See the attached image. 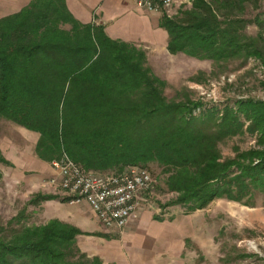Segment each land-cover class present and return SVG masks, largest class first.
Returning a JSON list of instances; mask_svg holds the SVG:
<instances>
[{
	"label": "trees",
	"instance_id": "1",
	"mask_svg": "<svg viewBox=\"0 0 264 264\" xmlns=\"http://www.w3.org/2000/svg\"><path fill=\"white\" fill-rule=\"evenodd\" d=\"M189 1L172 18L162 12L169 51L215 62L254 56L264 63L262 0ZM252 25L259 28L254 35L247 32ZM164 88L144 49L112 38L102 23L80 21L67 0H30L0 17V117L39 133L41 159L67 153L87 171L140 167L151 176L148 164L157 163L167 190L177 193L166 205L189 212L216 198L241 201L264 191V151L236 148L237 156L223 158L218 149L244 132L241 115L264 143V101L239 100L221 117L215 108L196 116L186 102L168 100ZM255 158L260 161L253 164ZM0 163L14 166L1 151ZM52 197L39 193L27 205L39 210ZM27 205L0 218V264H104L80 249L77 226L58 218L27 223Z\"/></svg>",
	"mask_w": 264,
	"mask_h": 264
},
{
	"label": "rangeland",
	"instance_id": "2",
	"mask_svg": "<svg viewBox=\"0 0 264 264\" xmlns=\"http://www.w3.org/2000/svg\"><path fill=\"white\" fill-rule=\"evenodd\" d=\"M29 1L0 0V17L19 11ZM184 4L189 5L190 1L175 0L173 7L167 10L168 16L174 17ZM260 10H264V0ZM258 30L256 25H252L247 32L254 35ZM130 43L145 50L147 65L165 81L164 93L168 100L186 102L187 106L192 107V115L199 116L202 112L215 108L221 117L225 107L237 109L239 100L264 101V63L260 58L237 56L215 62L211 59H199L184 52L172 53L168 45L166 48L152 49L143 44ZM241 117L244 121V132L229 136L218 144L223 158L237 156L236 148L243 151L253 149L264 151V143L260 142L259 132L249 130L251 120L242 115ZM16 126L17 123L0 117V135H7L12 140L23 142L25 137L18 132ZM36 143L33 147L34 153ZM259 161L260 159L255 158L253 164ZM47 162L52 166L53 161ZM7 167L8 165L4 164L0 166L3 173L0 179V218L3 221L16 215L33 196L40 193L53 197L42 201L47 203L46 207L41 206L42 212V209L27 205L31 212L27 223H44L48 218L50 220L57 218L53 216H59L61 219H58L77 226L74 220L77 223L79 215L70 213L69 207L59 204L66 202L64 198L67 196L59 185L43 187L38 182V175L31 177L30 184H24L18 179V174H15L17 172L14 169L8 171ZM148 168L152 176H156L157 182L154 189L151 186L144 191L143 196L140 195L145 199L143 204L149 207L154 217H158L165 226L173 228L178 233L176 240L183 242L181 248L176 251L174 263L172 261L168 264H264V191L255 190L253 197L246 195L241 201L225 197L216 198L206 207L189 212L181 205H166L176 198L177 193L167 190L165 184L167 174L162 167L157 163H150ZM54 176L57 177L55 170ZM148 191H152L153 198L145 195ZM94 216V219L90 215L88 219L82 217L81 226L79 224L77 226L82 230V233L77 235L78 246L90 258L95 255L91 256L83 250L79 243L81 238L89 240L105 232L109 237H116L118 234L107 229L95 212Z\"/></svg>",
	"mask_w": 264,
	"mask_h": 264
},
{
	"label": "crops",
	"instance_id": "3",
	"mask_svg": "<svg viewBox=\"0 0 264 264\" xmlns=\"http://www.w3.org/2000/svg\"><path fill=\"white\" fill-rule=\"evenodd\" d=\"M67 4L80 21L104 24L112 38L143 44L152 49L166 48L168 45L169 34L160 26L162 12L143 10L136 5L135 0H67ZM16 129L25 137L23 142L12 140L7 135H0V151L14 163V166H8L6 169L8 171L14 169L18 179L24 184H30L31 177L38 175L40 185L53 187L48 182L54 172L51 164L34 153L33 147L39 139V133L19 125ZM143 203H140L136 214L130 218L124 232L116 234V237H109L106 232L101 236H92L93 238L89 240L80 237V246L89 255L100 256L105 264H168L172 261L174 263L176 251L181 248L183 242L176 240L178 233L173 228L165 226L161 219L154 217L149 207ZM46 204L42 203L39 210L46 207ZM59 204L69 207L70 213L79 215L77 223L74 220L77 226H81L82 217L85 219H88V215L92 219L95 217L86 202ZM53 217L61 219L59 216Z\"/></svg>",
	"mask_w": 264,
	"mask_h": 264
},
{
	"label": "built area",
	"instance_id": "4",
	"mask_svg": "<svg viewBox=\"0 0 264 264\" xmlns=\"http://www.w3.org/2000/svg\"><path fill=\"white\" fill-rule=\"evenodd\" d=\"M135 1L139 8L150 12H163L175 4V0ZM52 166L57 177L48 182L59 185L69 202L88 203L100 222L118 233L124 232L140 203L145 201L140 195L143 196L144 191L152 186L151 174L140 167H131L120 174H100L85 170L67 153L53 160Z\"/></svg>",
	"mask_w": 264,
	"mask_h": 264
}]
</instances>
